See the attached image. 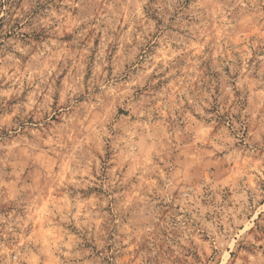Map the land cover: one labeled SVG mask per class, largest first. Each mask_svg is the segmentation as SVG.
Segmentation results:
<instances>
[{
	"label": "rangeland",
	"instance_id": "374dc122",
	"mask_svg": "<svg viewBox=\"0 0 264 264\" xmlns=\"http://www.w3.org/2000/svg\"><path fill=\"white\" fill-rule=\"evenodd\" d=\"M0 264H264V0H0Z\"/></svg>",
	"mask_w": 264,
	"mask_h": 264
}]
</instances>
